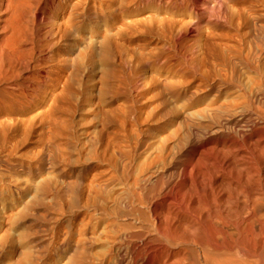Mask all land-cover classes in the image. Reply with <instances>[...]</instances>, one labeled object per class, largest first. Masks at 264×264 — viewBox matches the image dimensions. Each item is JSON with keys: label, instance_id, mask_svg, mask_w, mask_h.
<instances>
[{"label": "bare ground", "instance_id": "6f19581e", "mask_svg": "<svg viewBox=\"0 0 264 264\" xmlns=\"http://www.w3.org/2000/svg\"><path fill=\"white\" fill-rule=\"evenodd\" d=\"M88 2L0 0V130L26 140L38 119H48L50 114L38 109L49 97L54 110L59 109L67 84L57 67L63 60L60 47L76 37L80 7ZM117 2L106 18L119 27V40L155 37L170 46L181 41L186 26L196 35L203 32L204 22L220 27L221 33L217 41L190 50L188 75L173 83L186 85L187 97L177 87L163 90L190 102L176 118L178 135L166 154L135 175L119 168L110 155V187L115 188L110 208L99 213L91 200L81 202V210L93 208L99 221L108 220L101 231L103 254L92 252L101 241L89 240L80 228L74 245L63 247L65 256L72 264H264V28L246 16L254 7L264 8V0ZM144 11L147 18L139 17ZM164 54L157 49L154 63ZM140 85L134 88L138 92L145 87ZM127 106L120 113L122 128L128 115L134 117V128L149 122L143 107Z\"/></svg>", "mask_w": 264, "mask_h": 264}, {"label": "rangeland", "instance_id": "374dc122", "mask_svg": "<svg viewBox=\"0 0 264 264\" xmlns=\"http://www.w3.org/2000/svg\"><path fill=\"white\" fill-rule=\"evenodd\" d=\"M117 1L82 3L78 33L60 47L63 60L57 67L63 71L67 86L59 109L54 110L49 97L38 109L50 114L48 119H38L34 133L26 140L8 135L6 122L5 129L0 130L6 133L0 132V264H72L63 247L74 245L80 228L86 229L89 240L101 241L92 252L103 254L106 242L101 231L108 220L99 221L98 216L110 206V190H115L110 187V155L119 168L127 167L135 175L148 168L160 153L166 154V147L178 135L176 118L189 108L190 102H181L167 92L175 90L177 82L188 75L190 50L207 40L217 41L220 27L204 22L200 26L203 32L196 35L186 26L181 41L170 46L155 37L119 40V35L115 36L119 27L106 18L118 6ZM263 9L254 7L246 14L252 25L264 28ZM147 15L144 11L139 17ZM159 48L165 52L164 59L155 64L152 54ZM136 83L146 88L138 92L134 89ZM169 85L174 87L166 88ZM179 85L177 89L183 96L189 94L186 85ZM165 88L167 92H163ZM132 101L137 108L143 107L149 122L134 128V117L128 115L122 128L120 113ZM137 142L140 145L136 149ZM87 199L99 213L93 208L81 210L79 206ZM82 216L86 217L83 223Z\"/></svg>", "mask_w": 264, "mask_h": 264}]
</instances>
